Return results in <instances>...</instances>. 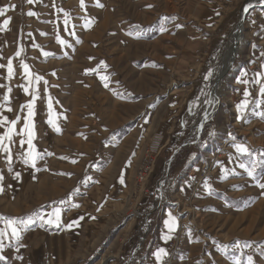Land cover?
Wrapping results in <instances>:
<instances>
[{
  "label": "rangeland",
  "instance_id": "374dc122",
  "mask_svg": "<svg viewBox=\"0 0 264 264\" xmlns=\"http://www.w3.org/2000/svg\"><path fill=\"white\" fill-rule=\"evenodd\" d=\"M99 3L103 7L97 0H84L82 9L80 0H0V7L16 6L0 16V28L11 17L0 31V64L6 66L11 58L15 73L8 80L7 68H0V85L12 88L10 102L2 101L12 111L6 107L0 115L9 120L20 115V87L19 93L14 90L27 84L21 60L34 75L45 77L33 81L30 91H69L65 101L79 107L57 132L43 118H49L47 108L40 110L43 97L37 100L34 143L38 151L51 155L35 169L21 161L19 135L10 145L13 172L8 171L7 154L0 152V216L26 220L39 212L48 219L61 210L58 222L34 218L19 241L5 240L0 255L6 259L0 264H124V243L130 251L148 226L156 233L169 212L176 217L177 234L164 264H234V258L247 264L249 255L255 264H264V189L257 186V180L264 183V167L256 170V179L249 177L239 167L249 158L237 154L230 138L235 136V142L259 157L264 126H252L251 117L241 123L229 108L230 91L243 95L247 90L250 97L260 91V84L252 81L264 83L254 75L256 65L264 64V0ZM29 11L36 15H27ZM57 36L66 43L59 44ZM230 57L234 62L222 74ZM49 69L56 70V80H49ZM20 72L21 81L16 78ZM209 73L213 75L206 79ZM4 91L7 88L0 87V93ZM116 98L119 120L116 109L112 112ZM30 99L28 94L23 97ZM25 114L23 109L17 132ZM212 118L217 126L210 134ZM4 131L6 127L0 128V135ZM150 153L155 162L147 185L161 204L144 218L138 234L139 214L144 216L148 197L134 196L136 173ZM14 172L21 173L18 180ZM237 242L240 249L234 247Z\"/></svg>",
  "mask_w": 264,
  "mask_h": 264
},
{
  "label": "snow or ice",
  "instance_id": "6c2138e0",
  "mask_svg": "<svg viewBox=\"0 0 264 264\" xmlns=\"http://www.w3.org/2000/svg\"><path fill=\"white\" fill-rule=\"evenodd\" d=\"M27 3L32 4L34 2V0H26ZM80 6L82 9L85 8V4H84V0H80ZM97 6L99 7H103L102 4L99 3V0H97ZM12 8L15 9V5H10V6H4V7H0V16H4L5 12L8 11V9ZM148 7H152L151 5H149ZM251 7V5H248L244 8V11L247 12L249 10V8ZM218 14V13H217ZM27 15L29 16H34L36 15V13L29 11L27 13ZM11 20V17H9L8 19H5L3 22V28H0V31L4 30L7 28L9 21ZM64 24L67 25L68 24V20L65 19ZM177 27H182V25H177ZM164 29H161V31H163ZM65 31H67V28L65 29ZM31 35V34H29ZM41 35H46V33H41ZM57 42L61 45H64L66 43V41L64 39H62L60 36L56 37ZM34 47H38V45H34ZM23 49H21L20 51H17L15 56L16 57H20L21 53H22ZM44 56H48L50 55V53L48 52H44L43 53ZM261 56H264V52L261 53ZM103 63V62H101ZM21 67L24 69V78L27 81L26 85H21L23 91L25 94H28L31 96V99L24 105L21 106V109H26V114L23 116V127L20 129L19 132H17L16 130V126L17 124L21 121V116L18 114L16 115L15 119L9 120V118L7 116H2L0 115V128L2 127H6V131H4V133L2 135H0V152L6 153V157L5 160L7 162L8 165V171L9 172H13V168H12V149L10 147V145L12 143H14L13 141V136L15 135H19L21 137L20 139V146L22 149V152L20 153V158L21 161L24 165L26 166H30L31 168L35 169L37 166V163L39 160H43L45 155H51V153H47L46 150L44 152L38 151L34 141L37 138V133H36V129H35V121H34V117H35V108H36V101L39 98V92L36 91L34 88H32V90L30 91V87L33 84V81L35 82H39L41 80H43V77L38 76V75H34L29 68V65L27 63H24L23 60L20 61ZM7 68V77L6 79L11 80L13 78V76L15 75L14 73V69H13V62L12 59L9 58L7 65L5 66L4 64H0V68ZM261 68H264V64H261ZM53 75H55V73H53ZM213 74L209 73L207 78H210ZM247 73L244 72L242 73V76H246ZM256 77H261L264 78V72H257L256 74H254ZM103 80L107 81V77H102ZM238 82L241 83H249L248 80H240ZM45 85H47V81H44ZM252 83H256V84H260V94L261 96H264V83H261L260 79H254L252 81ZM107 83H105V87H107ZM0 87H6L7 88V93L5 94L2 99L4 102H10V96L9 94L12 92V88L8 85H0ZM250 93L249 91L245 90L244 91V97L245 99L243 101H241L240 103H238L236 105L237 111L239 113V115L237 116V119H243L244 116V112L248 107V100L247 97H249ZM205 103H211V101L206 100ZM261 103H264V101H256V107H260ZM4 105L0 104V108H3ZM47 107H48V120L47 123L52 126L57 132L60 131V128L57 124V121L55 119V112L53 109V103H52V99L49 96L48 98V102H47ZM8 112L12 111L11 107L7 108ZM255 115L260 116L261 118H264V111L261 112H255ZM208 118V113L205 112L204 115V119L207 120ZM201 129L203 128V124H201ZM211 134V133H210ZM231 140L233 141L232 147L235 148L237 154L239 155H243V156H247L248 162L246 163H241L239 165L240 168L245 169V171L247 172V175L249 177H252L253 179H256L255 173L256 170L258 168L264 167V152H262L260 154L259 157H257L252 150H250L245 144L243 143H239V142H235L236 141V137L235 136H231L230 135ZM27 144V149L24 150L23 146ZM73 163H75V161H73ZM227 171V170H225ZM71 175V174H68ZM21 176L20 172H14L13 173V179H19ZM264 178V177H262ZM3 180H4V175L3 172L0 171V192H3L4 188H3ZM257 186L261 189H264V183H260L257 180ZM63 203V201H62ZM76 207H78L79 205H75ZM60 209H56L54 211V213L49 214V218L45 219L44 215L37 212V213H33L32 216H29L26 220L24 219H19V218H8V217H3L0 216V220H3L6 224V228L4 229H0V251L3 250L4 248V241L5 240H10V241H19L21 239V232L23 231V229L27 228L29 225H31L34 222V218L36 220H40L43 223L46 224H52L54 222H58L60 219ZM53 217L55 219H53ZM81 219H83V217H81ZM73 223H76V221H74ZM165 226L168 229L167 233L165 235L162 236V239L167 241L170 240L171 237V233L173 231H175L176 229V217L172 215L171 212L168 213V219L165 220ZM68 227H71V225H68ZM236 249H240L241 245L239 242H237L234 246ZM245 247H250V245L246 244ZM167 251L165 248H158L153 255L155 256L156 260L158 262H162L163 257H165L167 255ZM6 257H4L3 255H0V260H5ZM234 264H240L239 259L234 258ZM247 264H255L253 257L251 255H249L247 257Z\"/></svg>",
  "mask_w": 264,
  "mask_h": 264
},
{
  "label": "crops",
  "instance_id": "0c3cea01",
  "mask_svg": "<svg viewBox=\"0 0 264 264\" xmlns=\"http://www.w3.org/2000/svg\"><path fill=\"white\" fill-rule=\"evenodd\" d=\"M2 56H3V53L0 54V59H2ZM49 62H50L49 65L51 63L53 64V61H49ZM233 62H234V60H233ZM256 66H257V69H256V73H257V72L260 71V68L261 67L259 68L258 67V64ZM49 71H50V74L48 76L49 80H56V78H57L56 70L54 69L52 71V70L49 69ZM53 73H55V75H53ZM16 78H18L20 81L22 80V78H21V72L18 74V77H16ZM19 87H20V93L17 90V89H19ZM257 89H258V86H257ZM16 92L20 94V104L18 106L20 108L19 111H20V116H21L23 114V110L21 109V106L24 105V103L26 104L28 102L26 100L23 101V97L24 98H27V94L24 93V91H23V89L21 87V84H18L16 86V89L14 90V94H16ZM38 92H39V98L37 100H40L43 97L42 98L43 100L42 99L40 100V110H41V108H42L43 111H45V108L48 109L47 102H48L49 96L51 97L52 103H53V109H54V112L56 114L55 115V119L57 121V124H58L59 128H61L62 126H64V124H63L64 121H66V120L71 121L72 119H74L73 118V113L75 112V109L76 108H77V111H78V108L79 107H78V103H75V106H73V103H71V106H69V104H70L69 101H67V102L65 101V99H64L65 98V94L67 95L69 91H38ZM81 92H83V91H81ZM85 92L88 93L89 91H85ZM230 92L231 93L234 92V93H233V95L231 94L230 99H231L232 103H230L229 108H230V110L233 113H235V119L237 120V116L239 115V113L237 111L236 105L238 103H240L241 101H243L245 99V97H244V94L241 95L240 94L241 92H239V91H230ZM70 93L73 94V93H76V91H70ZM242 93H244V92H242ZM5 94H7V91H4V92H1L0 93V101H1L0 104H3L2 103V101H3L2 100V97ZM236 94H238V98L237 99H236V96H237ZM77 95H80L81 96V94H77ZM262 97L263 96H261L260 91H252L251 96L250 97H247L248 107H247V109L244 112L243 119H239L241 123L246 122L247 119L249 117H251L252 118V120H251L252 126H254V125L259 126L260 123H263V126H264V121L261 119L260 116L255 115L254 114V111H253V110H255V112H261V111H263V109H264L263 107L264 106H261L260 105V107H256V101H261L262 100ZM36 103H37V101H36ZM65 104H68L69 107L66 108L67 105H65ZM115 104H116V108H115ZM119 104H120V99L119 98H116V101L115 100L113 101L112 112H114L115 109H116L117 115L115 117L117 119L121 116V114H120V112L118 110V107H117V105L119 106ZM8 106H9V104H4L3 109L0 108V109H2V110H0V112L3 113L5 111V109H6V107H8ZM81 106H82V103H80V108H81ZM80 112H82V109H80ZM43 118H45L44 119L45 121L48 120L47 117H43ZM21 121H22V118H21ZM260 125H262V124H260ZM111 126H115V124L113 125V123H112ZM118 126H120V124H116L115 127H118ZM216 126L217 125L215 123V119L213 120V118H212V120L210 122L209 133H211V130H214ZM181 168H177L176 169V173L177 172H180V169ZM176 173H174L173 175L175 176ZM172 182H175L174 179L172 180ZM167 183H168V181H167ZM151 189H152V184H151ZM160 204H161V200H160ZM158 207H160V205ZM160 210H161V208H160ZM164 220H167V217H164ZM162 226L159 229L157 228L156 233H154V230L151 227L150 231L146 232L145 233V236L142 237L143 238V242L141 243V245H138L139 253L137 254V258H136V260L138 261L139 258H142L143 259V257H144V260H143V262L141 264H164L166 262L167 256H170V247H171L170 242L176 236L177 230L175 229V231H173L171 233V237L172 238L170 240L165 241V240L162 239V236L167 233L168 229L166 228L165 223ZM135 231H138V229L137 230L135 229ZM133 238H135V236ZM128 247L129 246L126 247L127 250H128ZM135 247H132L130 251H125V253L127 255H130L131 253H134L136 251V248ZM158 248H165L166 251H167V253H168L165 257H163L162 262H158L156 260L155 256L153 255V253Z\"/></svg>",
  "mask_w": 264,
  "mask_h": 264
},
{
  "label": "built area",
  "instance_id": "2783aa9c",
  "mask_svg": "<svg viewBox=\"0 0 264 264\" xmlns=\"http://www.w3.org/2000/svg\"><path fill=\"white\" fill-rule=\"evenodd\" d=\"M146 159H147L146 163L140 165L136 173L137 176H136L135 187H134V196H137V197L138 196L139 197L141 196L149 197V195L151 194L147 183L149 182V178L151 176V173L153 172L155 158H153L152 154L150 153L148 154ZM205 175L206 173L204 172L202 176H205ZM137 232L138 234H141V228H139Z\"/></svg>",
  "mask_w": 264,
  "mask_h": 264
},
{
  "label": "trees",
  "instance_id": "16d2710c",
  "mask_svg": "<svg viewBox=\"0 0 264 264\" xmlns=\"http://www.w3.org/2000/svg\"><path fill=\"white\" fill-rule=\"evenodd\" d=\"M171 155H172V152L170 153V155L168 156L167 159H169V157H171ZM168 175H169V173H167V176ZM167 180L168 179L165 178L166 183H167ZM160 200H161L160 199V196H158V195H153V193H151L149 195L148 202H147V205H146V210L143 211L144 212V216H143V214L142 215L141 214L139 215V218L141 217V220H139L140 223L138 225V228H140V225L143 224L142 222H143L144 218L150 217L149 215L158 208V206L160 205ZM150 229H151V226H148V230L145 231V233L148 232ZM145 233H144V236H145ZM142 242H143V240H141L139 243H137V245L135 247L136 248V251L134 253H131L130 255H128L125 258L126 261L124 262V264H137L136 258H137V254L139 253L138 245H141ZM127 246H128V243L125 242L124 243V247H123V252L124 253H125V249H126Z\"/></svg>",
  "mask_w": 264,
  "mask_h": 264
},
{
  "label": "bare ground",
  "instance_id": "6f19581e",
  "mask_svg": "<svg viewBox=\"0 0 264 264\" xmlns=\"http://www.w3.org/2000/svg\"><path fill=\"white\" fill-rule=\"evenodd\" d=\"M245 15V12L243 11V15H242V17ZM242 20V19H241ZM242 24L240 25V27H239V29H238V36H237V40H239L240 38H241V36H242V34H241V32H242ZM234 51V50H233ZM232 53V52H231ZM236 53V49H235V51H234V54ZM230 54V53H229ZM231 57H233V56H231ZM231 57H230V59L229 60H227V65L224 67V69H223V71H222V74L224 73V71H226L228 68H229V66H230V64L232 63V59H231ZM235 57V56H234ZM229 62H231L230 64H228ZM218 95V94H217ZM218 98H219V95H218Z\"/></svg>",
  "mask_w": 264,
  "mask_h": 264
},
{
  "label": "water",
  "instance_id": "95a60500",
  "mask_svg": "<svg viewBox=\"0 0 264 264\" xmlns=\"http://www.w3.org/2000/svg\"><path fill=\"white\" fill-rule=\"evenodd\" d=\"M245 13H246V12H245ZM235 47H236V46H235ZM235 47H234V48H235ZM229 67H231V66H229ZM223 76H224V75H221V76L219 77V79L217 80V82L220 81V80L223 78Z\"/></svg>",
  "mask_w": 264,
  "mask_h": 264
}]
</instances>
